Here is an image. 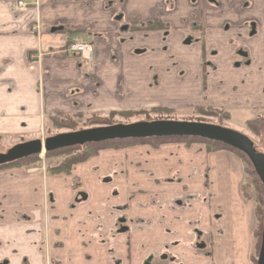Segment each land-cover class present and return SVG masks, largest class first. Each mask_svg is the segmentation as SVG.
Instances as JSON below:
<instances>
[{
	"label": "crops",
	"instance_id": "obj_1",
	"mask_svg": "<svg viewBox=\"0 0 264 264\" xmlns=\"http://www.w3.org/2000/svg\"><path fill=\"white\" fill-rule=\"evenodd\" d=\"M27 1L17 13V0H0V134L40 138L54 115L199 104L250 119L264 110L263 34L221 29L246 15L220 14L207 31L216 66L207 76L202 45L179 46L194 13L264 0ZM148 19L171 30L119 32ZM73 42L93 44L95 71L65 51ZM233 43L249 64L237 66ZM160 45L170 51L140 53ZM44 167L0 170V264H255L258 206L231 150L140 143L100 150L73 177Z\"/></svg>",
	"mask_w": 264,
	"mask_h": 264
},
{
	"label": "rangeland",
	"instance_id": "obj_2",
	"mask_svg": "<svg viewBox=\"0 0 264 264\" xmlns=\"http://www.w3.org/2000/svg\"><path fill=\"white\" fill-rule=\"evenodd\" d=\"M196 2V1H194ZM240 12L244 15H246L247 17L243 18V20L241 22H236V23H240V24H236L234 22H231V19H226L224 20L223 25L221 26V29L223 31H226L225 26H228L229 30L228 31H232L234 29L238 30V29H246V33H247V37L252 39L255 36L253 34H250V26L251 23L255 22L257 24V31L258 34L261 32L264 36V8H209V11L207 13H204L202 10L201 12H197L194 13L193 17H190L189 22L187 23V27H183V28H179V31H181V35H180V47H192L194 45H196V43H199V45H202V54L204 56V60H203V65L205 64V69L206 70H212L214 69L216 66L212 63L211 61V56H209V60L206 57V49H205V37L207 34V31L210 30V28H212L215 19L220 15V14H227L229 17L232 18H237ZM234 16V17H233ZM236 16V17H235ZM150 19L146 20V21H140L136 23V27L135 30L137 28H140L141 30H143L142 24L145 23V25L149 24ZM151 22V21H150ZM154 22L162 24V28L161 31L162 32H168L171 30V28L169 27V25H167V23L165 22H160L158 19H156ZM153 23V22H152ZM151 23V24H152ZM159 29V28H158ZM85 30V29H84ZM126 31H135L132 28L129 29H125ZM125 30H122L121 28L119 29L120 33L126 32ZM144 30H148V31H153V30H157V29H144ZM87 32H89V29L86 30ZM183 35H184V39H183ZM204 38V39H203ZM233 45H235V43H233ZM236 49H234V52L238 51L239 45H235ZM244 50L248 51L247 48L244 47ZM264 50V48H263ZM132 53L133 50H131ZM169 52L170 50H167V48L163 45H160L159 48L157 49H151V50H145V49H141L140 53H148V52ZM178 50H175L174 53H177ZM211 52H214L215 54L217 53V51L212 50L209 51V53L211 54ZM249 52V51H248ZM200 60V58H199ZM200 62V61H199ZM197 63V62H196ZM199 104H196V106H198ZM188 107V108H171L169 111L167 112H161L160 110H157L159 107L156 108H152V107H147V108H142V109H136V110H122V111H113V112H118L117 115H115V120L117 122H132V121H137V120H143V119H172V120H190V119H203V120H207V121H211L214 123H221V125H224L225 127H229L238 131H241L245 134H247L255 143L256 148L258 149V151L264 152V130H261L258 124H255L254 122L249 123L251 120H254L256 118H261L264 119V110H262L260 113H258L254 118H250V119H246L247 117H251L252 114H249V116H244L242 115L241 112H230L228 114V118H226L225 116H223V114L221 116H214V115H209V114H200L199 111L197 110V107ZM162 108V107H161ZM207 108H212V109H216L215 107H207ZM157 110V111H156ZM123 112H131L130 116H124L122 113ZM225 112V111H223ZM110 112L108 113H82L83 117L82 119H77L76 120L79 122V126H83L85 125L83 123V121L85 119H87L89 116H107ZM73 115V114H72ZM223 116V117H222ZM250 120V121H249ZM249 121V122H248ZM44 130H43V135H49L51 133H55L58 131H63V130H68V129H57L56 127H54L52 125V122L48 119H46L45 123H44ZM89 127V126H88ZM260 131V135L256 134V130ZM30 136H22L19 134H13V133H8V134H0V151L4 152L7 149H9L10 147H12L14 144L21 142L23 139L27 140L29 139ZM221 149V148H218ZM227 149V148H226ZM214 150V149H212ZM230 150V149H228ZM232 152H234L235 154L239 155L243 162H244V166H245V170H246V181H245V185H244V191L246 192V194L248 196H254L256 198V202H257V206L261 207L262 206V199L263 198V202H264V189H263V185L262 182L260 180V178L258 177V175H255L253 173V175L250 172V166L246 163V161L244 160V158L238 154L237 152L231 150ZM245 154V153H244ZM246 155V154H245ZM46 156V154L41 155V159L35 163H39L41 165H45L48 166L50 164L56 163L57 161H63L65 156H60V157H52L50 159H48ZM35 163H29V165L23 164V165H19V166H15V167H6L7 169L10 168H20V167H30L32 165H34ZM3 168V169H6ZM78 168V167H77ZM2 170V169H1ZM76 171V169H75ZM74 171V172H75ZM74 172L71 174V177H73ZM261 184V192L259 189V185ZM263 208H264V203H263ZM256 254V250L253 252L252 258H254Z\"/></svg>",
	"mask_w": 264,
	"mask_h": 264
},
{
	"label": "water",
	"instance_id": "obj_3",
	"mask_svg": "<svg viewBox=\"0 0 264 264\" xmlns=\"http://www.w3.org/2000/svg\"><path fill=\"white\" fill-rule=\"evenodd\" d=\"M200 137L222 142L245 153L254 166L264 189V152L258 151L254 141L245 133L223 125L186 120H153L132 123H116L58 133L14 144L0 151V165L10 163L42 151H54L66 147L100 143L116 139L145 137ZM256 264H264V218L261 244Z\"/></svg>",
	"mask_w": 264,
	"mask_h": 264
},
{
	"label": "trees",
	"instance_id": "obj_4",
	"mask_svg": "<svg viewBox=\"0 0 264 264\" xmlns=\"http://www.w3.org/2000/svg\"><path fill=\"white\" fill-rule=\"evenodd\" d=\"M157 29L162 28V24L153 22L152 24H149L147 26V29ZM157 110H160L161 112H167L170 109L168 108H158ZM156 110V111H157ZM197 110L200 114H209L214 116H221L222 111L218 108L212 109L207 107H197ZM118 112H110L107 116H92L88 117L83 121L85 125L79 126V122L77 119H82L83 114H73V115H54L50 116L49 119L52 122V125L56 127L57 129H68V130H79L85 127H91V126H97V125H110L114 124L117 121L115 120V115H117ZM124 116H130L131 112H123ZM224 116V115H223ZM222 116V117H223ZM228 118V113L225 116ZM200 120V119H199ZM250 121V120H249ZM248 121V122H249ZM254 122L255 124H258L261 130H264V119L256 118L254 120H251L249 123ZM55 133H51L50 135H53ZM256 134L260 135V131L257 129ZM169 141H182L186 143H192V142H205L209 149H230L238 154H240L246 163L250 166V172L253 175H257L253 164L251 163L250 159L247 155H245L243 152L237 150L236 148H233L227 144H224L222 142L218 141H212L200 137H151V138H130V139H116L111 141H104L100 143H87L83 146H72V147H66L62 149H57L54 151H49L46 153V157L48 159L52 157H60L65 156L63 161H57L56 163L50 164L47 166V173L48 174H64V175H71L75 169L84 161H86L91 156L95 155L100 149L107 148V147H126L134 144H140V143H150L152 145H160L162 143H166ZM41 159L40 154L31 155L29 157H25L10 163H6L3 165H0V170L6 167H15L19 165H29V163H35ZM259 189L261 192V184L259 185ZM262 206L257 208V214L259 219V226L256 230V254L254 256V263H257L258 254L260 250V244H261V233H262V227H263V218H264V208H263V198H261Z\"/></svg>",
	"mask_w": 264,
	"mask_h": 264
},
{
	"label": "flooded vegetation",
	"instance_id": "obj_5",
	"mask_svg": "<svg viewBox=\"0 0 264 264\" xmlns=\"http://www.w3.org/2000/svg\"><path fill=\"white\" fill-rule=\"evenodd\" d=\"M192 1H196V0H192ZM155 20L156 19H150L151 22L149 21V24H151ZM142 21H146V20H142ZM36 22L39 23L40 21L37 20ZM137 22H140V21H134V22H132V24H124V26L121 27V29L122 30L129 29V28L135 29ZM148 25H145V23H143L142 24L143 30L144 29H147V26ZM225 28L228 29L229 27L228 26H225ZM250 28H251L250 29V34H253L254 35L256 33V31H257V24L255 22L251 23ZM137 29H140V28H137ZM32 30H34V31L36 30L37 31L38 30V26L37 25L36 26H32ZM157 30H159V29L157 28ZM87 44L92 48V58L91 59H86L83 55L77 54L75 52H73L72 54L75 55V56H77V55L80 56V58L82 59L81 64L84 63L86 65V69H88L89 72H93V71H95V57H96L95 48H94V46H93L92 43H87ZM68 47H69V45L65 47V51H67V52L69 51ZM236 57L240 58V60H237L236 61L237 62V66L240 65V64H246L247 65V64H249L252 61V59L250 58V53L248 51L244 50V48H238V51L236 52ZM203 66H204L205 76H207L208 74H207V70L205 69V64ZM214 69H212V70H214ZM200 106H202V107H214V106H208V105H198L196 107H200ZM157 107L171 109L170 107H166V106H157ZM152 108H156V107H152ZM215 108H218L219 110H221L222 111L221 114H223L224 116H226L227 113L229 114L231 112V111L226 110L223 107H215ZM223 111H225V112H223ZM153 120H162V119H153ZM153 120H151V119H143V120H137V121H153ZM170 120H172V119H170ZM137 121H132V122H137ZM186 121H200V122L214 123V122L207 121V120H203V119H200V120L199 119H190V120H186ZM132 122H116V123H132ZM116 123H114V124H116ZM214 124H218V123H214ZM110 125H112V124H110ZM219 125H221V123H219ZM97 126H102V125H97ZM91 127H95V126H91ZM85 128H90V127H85ZM85 128H82V129H85ZM79 130H81V129H79ZM67 131H77V130H63V131H58V132H55V134H53V135H56V134L62 133V132H67ZM53 135H50L49 134V135L42 136L40 138H43L44 139L46 137L53 136ZM171 137H176V136H171ZM145 138H151V137H145ZM32 139H37V137L32 138ZM32 139H27V140H24L23 139L21 142L28 141V140H32ZM128 139H130V138H128ZM136 139H138V138H136ZM109 141H111V140H109ZM77 146H79V145H77ZM80 146H83V145H80ZM107 148H115V147H107ZM103 149H105V148H103ZM100 150H102V149H100ZM47 152H49V151H45L44 150V151H42V153H40V155H43V154L45 155ZM44 157H46V156H44ZM79 166H78V168H79ZM44 168H46V171H47V166H45ZM78 168H76V170ZM66 176H71V175H66ZM75 183L79 186V182L78 181H76ZM146 264H149V262H147Z\"/></svg>",
	"mask_w": 264,
	"mask_h": 264
},
{
	"label": "built area",
	"instance_id": "obj_6",
	"mask_svg": "<svg viewBox=\"0 0 264 264\" xmlns=\"http://www.w3.org/2000/svg\"><path fill=\"white\" fill-rule=\"evenodd\" d=\"M35 4H37V2H35ZM31 5L32 4H30L27 0H17L14 9L17 13H20ZM68 49L69 51L83 55L86 59L92 58V48L85 42H73L69 44Z\"/></svg>",
	"mask_w": 264,
	"mask_h": 264
},
{
	"label": "bare ground",
	"instance_id": "obj_7",
	"mask_svg": "<svg viewBox=\"0 0 264 264\" xmlns=\"http://www.w3.org/2000/svg\"><path fill=\"white\" fill-rule=\"evenodd\" d=\"M81 55V54H80Z\"/></svg>",
	"mask_w": 264,
	"mask_h": 264
}]
</instances>
